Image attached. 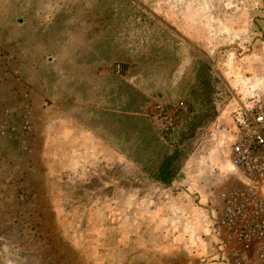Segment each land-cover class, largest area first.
I'll list each match as a JSON object with an SVG mask.
<instances>
[{
  "label": "rangeland",
  "instance_id": "obj_1",
  "mask_svg": "<svg viewBox=\"0 0 264 264\" xmlns=\"http://www.w3.org/2000/svg\"><path fill=\"white\" fill-rule=\"evenodd\" d=\"M263 46L264 0H0V264H264L213 256L208 207Z\"/></svg>",
  "mask_w": 264,
  "mask_h": 264
},
{
  "label": "built area",
  "instance_id": "obj_2",
  "mask_svg": "<svg viewBox=\"0 0 264 264\" xmlns=\"http://www.w3.org/2000/svg\"><path fill=\"white\" fill-rule=\"evenodd\" d=\"M227 112L228 172L238 184L219 185L208 198L223 243L235 255L257 252L264 262V82L243 77L231 85Z\"/></svg>",
  "mask_w": 264,
  "mask_h": 264
},
{
  "label": "crops",
  "instance_id": "obj_3",
  "mask_svg": "<svg viewBox=\"0 0 264 264\" xmlns=\"http://www.w3.org/2000/svg\"><path fill=\"white\" fill-rule=\"evenodd\" d=\"M260 48V47H259ZM255 57V58H254ZM246 58L249 60V59H253V61L251 60V63L253 64V65H255V64H264V46L262 47V50L260 49L259 50V52H256L255 54H252V55H250L249 53H247L246 54ZM165 189H167V190H169L170 188L169 187H167V186H165ZM135 193V192H134ZM135 195L137 196V193H135V194H133V193H131L130 195H129V197H135ZM146 195H148V193H146ZM169 198V196H167V192H166V196H165V199H168ZM183 213V212H182ZM178 214V213H177ZM188 214V213H187ZM177 216V215H176ZM182 216H183V214H182ZM186 216L184 215L183 216V220H182V222L184 223V224H186L187 223V219H184ZM164 220H165V224L168 226V228H166L165 229V233H162V244H164V245H162L160 248H161V251H163V256H166V257H170V256H173V255H180V253L182 254L183 253V251L184 250H186L185 248H181V246H179V245H175V246H170V244L171 243H169V239H170V234H168V231L170 230V226H172V225H174L175 223H179L180 221V219L178 218L177 220H175L174 221V219H173V217H171L170 215H169V211H168V213H166L165 215H164ZM192 222H196V218H193L192 219ZM213 222V221H212ZM176 225V224H175ZM208 225H209V223H208ZM214 226H216L215 227V229H214V227L213 228H210V231L211 230H213V232L211 233V234H209L211 237H213L214 236V241L215 242H212V244L214 243V245L217 243V244H223V245H218V246H214L213 248H214V254H213V256H216V255H227L228 254V252L226 251V249L224 250V247H227V250H228V246L226 245V244H224L223 243V235H225V232H224V230H222V228H220V227H217V224H214ZM169 235V236H168ZM181 235V234H180ZM182 236V235H181ZM172 237V236H171ZM176 238V237H175ZM205 238L203 237V240H204ZM216 239V240H215ZM173 240H174V237H173ZM172 240V241H173ZM182 240H184L183 239V237H181V240L180 241H182ZM171 242V241H170ZM178 242V241H177ZM166 244V245H165ZM169 246V248H163L164 246ZM211 245V244H210ZM173 248H176V249H178V251L176 252V254L174 253V252H172V249ZM212 248V247H211ZM162 249H164V250H162ZM146 250L147 251H149V252H151L150 253V255H153L154 254V252L155 251H157V249L155 248V247H152V246H150V247H146ZM188 251V250H187ZM225 253H223V252ZM190 253H192V254H194V257H197V259H199L200 258V252L198 251V250H194V252H190ZM165 264H167V263H165Z\"/></svg>",
  "mask_w": 264,
  "mask_h": 264
},
{
  "label": "trees",
  "instance_id": "obj_4",
  "mask_svg": "<svg viewBox=\"0 0 264 264\" xmlns=\"http://www.w3.org/2000/svg\"><path fill=\"white\" fill-rule=\"evenodd\" d=\"M180 156V150L175 149L170 156L165 158V161L161 164L156 178L164 183L169 184L175 179V176L178 172V165H176Z\"/></svg>",
  "mask_w": 264,
  "mask_h": 264
}]
</instances>
